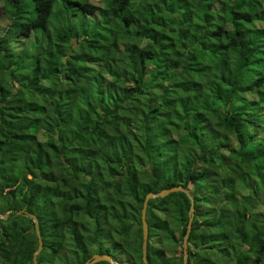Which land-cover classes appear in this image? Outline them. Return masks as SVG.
Segmentation results:
<instances>
[{
	"label": "trees",
	"instance_id": "trees-1",
	"mask_svg": "<svg viewBox=\"0 0 264 264\" xmlns=\"http://www.w3.org/2000/svg\"><path fill=\"white\" fill-rule=\"evenodd\" d=\"M177 185L186 264H264V0H0V264H32L16 211L37 264H143ZM188 208L148 199L147 264Z\"/></svg>",
	"mask_w": 264,
	"mask_h": 264
},
{
	"label": "water",
	"instance_id": "water-1",
	"mask_svg": "<svg viewBox=\"0 0 264 264\" xmlns=\"http://www.w3.org/2000/svg\"><path fill=\"white\" fill-rule=\"evenodd\" d=\"M173 192H182L183 194H185L187 196V198L189 200V208L187 211L186 228H185V232L181 238V250H182V263L181 264H186V259H187V242H186V239H187L188 232H189L190 225H191L193 207H192V197L190 196L188 189L181 187L180 185L161 189L160 191H158L156 193L149 192V193L145 194V196L143 198L142 205L140 208V226H141L140 253H141V261L143 262V264H147L146 260H145L146 242H147V224L145 221V208H146L147 201H148V199L155 198V197H164L167 194L173 193ZM16 213L17 214H23L24 216H27V217L32 219L37 245H36V249L31 254V261H32V264H37L36 263V254L41 249V239H40V235L38 233L37 220H36L35 216L31 213H26V212H21V211H16ZM5 218H6V213L0 215V219L4 220ZM98 261H104V262H107L109 264H126V263H121V262H117V261L113 260L107 254H102V255L93 254L89 260L84 261L82 264H93V263L98 262Z\"/></svg>",
	"mask_w": 264,
	"mask_h": 264
},
{
	"label": "rangeland",
	"instance_id": "rangeland-1",
	"mask_svg": "<svg viewBox=\"0 0 264 264\" xmlns=\"http://www.w3.org/2000/svg\"><path fill=\"white\" fill-rule=\"evenodd\" d=\"M1 22H5V18H3L2 17V20H1ZM102 239V238H101ZM131 243H132V241H131ZM104 245V248L105 247H107L106 246V243H104L103 244ZM133 245V248H134V244H132ZM68 246V244L67 245H64L63 247L65 248V247H67ZM108 249V247L107 248H105V249H103V254H107L108 255V253H109V251L110 250H107ZM93 250H95V248L93 247ZM93 250H91L90 251V256H92L93 254H99V253H102V251L101 252H98V250H96V251H93ZM66 253H67V251L66 250H64ZM115 257H116V259H118V258H121V259H123V257H124V254L123 253H121L120 252V255H119V252H115L114 254H113ZM64 258V259H63ZM63 258H56V260H54L53 261V264H67L66 262H67V260L66 259H70L71 261H72V259L71 258H69V255L67 254V255H65V256H63ZM114 260V259H113Z\"/></svg>",
	"mask_w": 264,
	"mask_h": 264
},
{
	"label": "clouds",
	"instance_id": "clouds-1",
	"mask_svg": "<svg viewBox=\"0 0 264 264\" xmlns=\"http://www.w3.org/2000/svg\"><path fill=\"white\" fill-rule=\"evenodd\" d=\"M116 261V260H115ZM118 262V261H117ZM121 263H124V262H121Z\"/></svg>",
	"mask_w": 264,
	"mask_h": 264
}]
</instances>
